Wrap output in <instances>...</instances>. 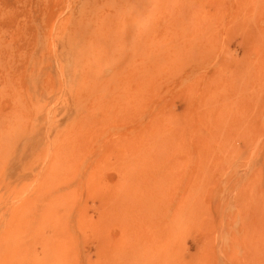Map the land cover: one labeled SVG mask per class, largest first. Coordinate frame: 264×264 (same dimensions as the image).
Returning <instances> with one entry per match:
<instances>
[{
    "label": "rangeland",
    "instance_id": "obj_1",
    "mask_svg": "<svg viewBox=\"0 0 264 264\" xmlns=\"http://www.w3.org/2000/svg\"><path fill=\"white\" fill-rule=\"evenodd\" d=\"M123 1L0 0V264H264V0Z\"/></svg>",
    "mask_w": 264,
    "mask_h": 264
},
{
    "label": "bare ground",
    "instance_id": "obj_2",
    "mask_svg": "<svg viewBox=\"0 0 264 264\" xmlns=\"http://www.w3.org/2000/svg\"><path fill=\"white\" fill-rule=\"evenodd\" d=\"M129 1H130V0H129ZM133 1H134V0H132V2L130 1V3H132V5H130V3H129V5H128V7H129V6H132V8L129 7V8H130V9H129L128 7H125L127 10H128V9H129V10H134V9L136 10V7H137V6H138L140 9H142V8H141L142 5H143V4H142V3H143L142 0H141V1L139 0L140 2H138L137 0H135V1L138 2V3H136V4H134L135 2L133 3ZM108 2H109V1H108ZM114 2H115V1H114ZM118 2H119V1H118ZM123 2H125V0H124ZM144 2H145V0H144ZM146 2H147V1H146ZM139 3H140V5H141V7L139 6ZM127 4H128V2H127ZM133 4H134V5H133ZM135 5H136V6H135ZM133 6H134V7H133ZM120 8H122V7H120ZM120 8H119V7H118V8L116 7V9H118V10H119ZM133 8H134V9H133ZM143 8H144V7H143ZM140 9H139V10H140ZM145 9H146V7H145ZM147 9H148V8H147ZM120 10H121V9H120ZM120 10H119V11H120ZM122 10H123V8H122ZM122 10H121L120 12H122ZM135 10H134V11H135ZM114 11H115V10H114ZM136 11H138V10H136ZM115 12H117V11H115ZM120 12H119V13H120ZM126 12H127V11H126ZM122 13H123V12H122ZM127 13H128V12H127ZM131 13H132V15L134 14L133 11H131ZM142 13H144L143 10H142ZM142 13H141V15H142ZM115 14H116V13H115ZM115 14L113 13V14L110 15V16H113V15H115ZM120 14H121V13H120ZM120 14H119V15H120ZM123 14H124V13H123ZM129 14H130V13H129ZM116 15H117V17L119 16L118 14H116ZM116 15H115V16H116ZM121 16L123 17V15H120V18H121ZM125 16H127V15H125ZM142 16L144 17V15H142ZM117 17H115L114 20H115ZM143 17H142V18H143ZM124 18H125V17H124ZM144 18H145V17H144ZM110 20H111V19H110ZM118 20L120 21L119 23L117 22ZM117 21H116L115 23L112 21V23H111V22L108 20V25H109V22H110L111 24H116V23H118L117 26H118V25L121 26V24H124V25L126 24V23H125L126 20L123 19V18H122V21H121V19H119V17H118ZM126 22H127V21H126ZM145 23H146V20H145ZM106 24H107V22L105 23V25H104L103 27H106ZM111 24H110V25H111ZM99 25H100V24H99ZM108 25H107V27L109 28L110 25H109V26H108ZM126 25H129V24H126ZM126 25H125V26H126ZM101 26H102V25H101ZM117 26H115V27H117ZM97 28H98V27H97ZM117 28L119 29V26H118ZM102 29H103V28H101V30H102ZM104 29H105V28H104ZM104 29H103V31H104ZM111 29H113L114 31H111ZM111 29H109V30H110V33H111V32H114V34H115V32H116L115 29H116V28H114V27L112 28V26H111ZM106 30H107V29H106ZM103 31H102V32H103ZM107 31H108V30H107ZM120 31H121V30H120ZM99 32H100V31H99ZM105 33H106V31H105ZM105 33H104V34H105ZM110 33H109V34H110ZM118 33H119V32H117V34H116L117 36L115 35V36H116V39H117L118 37L120 38V37L122 36V35H121V36H118V35H119ZM88 34H89V33H88ZM109 34L107 33L108 36L106 35L108 38H109ZM111 34H112V33H111ZM96 36H97V34H96ZM100 36H101V35H100ZM103 36H104V35H103ZM112 36H113V35H112ZM112 36H111V39H112ZM97 37H98V36H97ZM123 37H124V35H123ZM123 37H122V39H119V42H121L120 40H122L123 43L126 42L125 40H124L125 42L123 41ZM124 38H125V37H124ZM111 39H110V42H111ZM114 39H115V37L112 39V40H113L112 42H115ZM91 40H92V39H91ZM103 40H104V39H103ZM106 40H108V39H106ZM95 41H96V40H95ZM108 41H109V40H108ZM86 42H87V41H86ZM98 42H99V41H98ZM102 42H103V41H102ZM104 42H105V41H104ZM110 42H109V43H110ZM119 42H118V43H119ZM122 42H121V44H122ZM94 44H95V43H94ZM114 44H115V43H114ZM146 44H147V43H146ZM111 45H112V44H111ZM118 45H120V43H119ZM122 45L124 46V45H126V43H125V44H122ZM96 46H97V45H96ZM109 46H110V45H109ZM114 46H115V45H114ZM111 47H112V49H113V45H112ZM94 48H96V47L93 46V49H94ZM103 48H104V47H103ZM121 48H122V47H121ZM123 49H124V48H123ZM99 50H100V49H99ZM99 50H98L97 52H99ZM102 50H103V49H102ZM102 50H101V52H103ZM92 51H93V50H92ZM111 51H112V50H111ZM111 51H110V52H111ZM88 52H90V50H89ZM94 52H96V51H94ZM105 52H106V50L104 51V53H105ZM104 53H103V54H104ZM112 53H113V52H112ZM122 53H123V52H122ZM91 54L94 55L95 58L98 57L97 55H95V53H94V54L91 53ZM105 54H106V53H105ZM87 55H89V54H87ZM87 55H86V57H87ZM99 55H100V53H99ZM112 55H113V54H112ZM117 55H119V54H117ZM117 55H116V56H117ZM94 56H93V57H94ZM102 56H104V55H102ZM120 56H123V54L120 55ZM104 57H105V56H104ZM113 57H114V55L112 56V58H113ZM128 57H129V55H128ZM128 57H126V58H128ZM91 58H92V56H91ZM112 58H111V59H112ZM126 58H125V59H126ZM92 59H93V58H92ZM92 59H90V60H92ZM100 59H101V58H100ZM100 59H99V60L97 59V61H100ZM117 59H118V57H117ZM125 59H123V60H125ZM115 60H116V59H115ZM121 60H122V59H121ZM126 60H127V62H129V59H126ZM126 60H125L124 62H126ZM93 61H94V59H93ZM131 61H132V59H131ZM86 62H87V61H86ZM122 62H123V61H122ZM124 62H123V63H124ZM127 62H126V63H127ZM87 63H88V62H87ZM108 63H109V62H108ZM110 63H111V60H110ZM129 63H131V62H129ZM117 64H118V63H117ZM124 64H125V63H124ZM80 65H81V64H80ZM111 65H112V64H111ZM129 65H130V64H129ZM129 65L127 64V66H129ZM118 66H119V65H117L116 70H119V69L121 68V65H120V67H118ZM85 67H86V65H85ZM132 67H133V66H132ZM118 68H119V69H118ZM121 70L123 71V68H122ZM82 71H83V70H82ZM84 71H85V69H84ZM91 71H92V70H91ZM125 71H126V70H125ZM87 72H88V71H87ZM119 72H120V71H119ZM119 72H118V73H119ZM126 72H127V71H126ZM130 73H131V70H130ZM86 74H87V73H86ZM113 74H114V73H113ZM128 74H129V73H128ZM123 75H124V76H122V77H124V79H125L127 76L125 77V74H123ZM126 75H127V74H126ZM82 76H83V75H82ZM85 77H86V75H85ZM118 78H119V77H118ZM120 78H121V76H120ZM84 79H85V78H84ZM124 79L122 78V80H124ZM86 80H87V79H86ZM122 80H120V81H122ZM120 81H119V82H120ZM126 81H127V80H126ZM128 81H129V80H128ZM123 82H125V80H124ZM126 83H127V82H126ZM128 83H129V82H128ZM109 86H110V85H109ZM121 87H122V86H121ZM125 89H126V88H125ZM127 89H128V87H127ZM127 95H128V94H127ZM117 97H118V94L116 95V99H117ZM121 99H122V98H121ZM115 101H116V100H115ZM117 102H119V101H117ZM122 105H123V104H122Z\"/></svg>",
    "mask_w": 264,
    "mask_h": 264
}]
</instances>
